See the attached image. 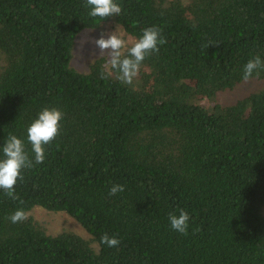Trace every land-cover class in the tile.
<instances>
[{
	"label": "trees",
	"instance_id": "obj_1",
	"mask_svg": "<svg viewBox=\"0 0 264 264\" xmlns=\"http://www.w3.org/2000/svg\"><path fill=\"white\" fill-rule=\"evenodd\" d=\"M109 24L136 44L74 68ZM250 79L264 0H0V264H264V88L215 102Z\"/></svg>",
	"mask_w": 264,
	"mask_h": 264
},
{
	"label": "rangeland",
	"instance_id": "obj_2",
	"mask_svg": "<svg viewBox=\"0 0 264 264\" xmlns=\"http://www.w3.org/2000/svg\"><path fill=\"white\" fill-rule=\"evenodd\" d=\"M111 30V31H110ZM107 31L112 32L105 34L98 29H89L81 32L75 41L72 66L79 71H87L89 65L96 58H105L111 62L117 54L136 44V39L126 33L121 26L114 27L108 25ZM264 88V80L250 79L246 80L233 89L220 92L215 102L220 104H229L248 95L251 92ZM213 103L211 100H203L204 106ZM264 213V209H263ZM28 215L32 216L37 222L42 224L50 234H56L63 230L72 231L84 238L90 239V234L85 228L72 216L65 212H53L41 207H35Z\"/></svg>",
	"mask_w": 264,
	"mask_h": 264
}]
</instances>
